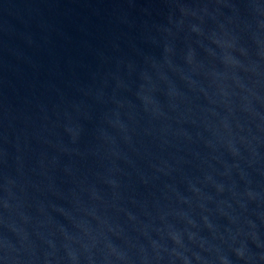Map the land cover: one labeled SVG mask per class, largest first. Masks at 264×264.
Masks as SVG:
<instances>
[{"label": "water", "instance_id": "water-1", "mask_svg": "<svg viewBox=\"0 0 264 264\" xmlns=\"http://www.w3.org/2000/svg\"><path fill=\"white\" fill-rule=\"evenodd\" d=\"M0 264H264V0H0Z\"/></svg>", "mask_w": 264, "mask_h": 264}]
</instances>
